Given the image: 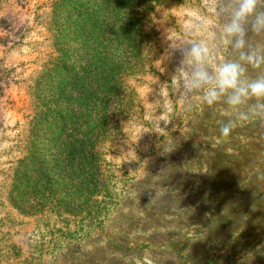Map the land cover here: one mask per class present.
Wrapping results in <instances>:
<instances>
[{"label": "rangeland", "instance_id": "1", "mask_svg": "<svg viewBox=\"0 0 264 264\" xmlns=\"http://www.w3.org/2000/svg\"><path fill=\"white\" fill-rule=\"evenodd\" d=\"M226 3L0 0V264H164L203 234L175 189L234 113L181 95L194 68L183 53L205 43L210 71L238 58ZM189 142L203 146L185 158Z\"/></svg>", "mask_w": 264, "mask_h": 264}, {"label": "trees", "instance_id": "2", "mask_svg": "<svg viewBox=\"0 0 264 264\" xmlns=\"http://www.w3.org/2000/svg\"><path fill=\"white\" fill-rule=\"evenodd\" d=\"M258 37H262L260 32H248L250 47L257 48L252 44ZM246 124V129H235L222 137L216 149H207L206 162H187L186 170L191 169L193 176L186 179L179 172V190L175 189L179 192V212L198 216L196 222L202 224L204 232L191 245L179 243V252L173 253L176 257L168 254L164 264H264V122L259 123L262 127ZM194 132H202L207 138L214 133L202 129ZM202 146V142H189L183 148L184 157L195 156L191 153L196 154ZM181 235L179 232V238ZM153 237L149 241L154 245L173 243L165 237ZM256 240L260 245H255Z\"/></svg>", "mask_w": 264, "mask_h": 264}, {"label": "clouds", "instance_id": "3", "mask_svg": "<svg viewBox=\"0 0 264 264\" xmlns=\"http://www.w3.org/2000/svg\"><path fill=\"white\" fill-rule=\"evenodd\" d=\"M220 11L227 17L224 35L234 52H238V58L210 71L204 63L210 53L209 47L201 41L192 42L183 55L194 62V68L190 78L183 81L180 92L184 95L201 90L209 106L220 101L226 103L234 115L219 122V132L228 137L242 122H264V72L254 79L245 78L246 65L264 66V48L250 47L246 38L249 31L264 32V0H227ZM160 95L164 113L167 101L161 92ZM250 100L254 102L248 103Z\"/></svg>", "mask_w": 264, "mask_h": 264}]
</instances>
